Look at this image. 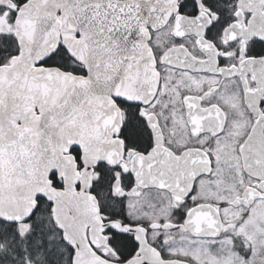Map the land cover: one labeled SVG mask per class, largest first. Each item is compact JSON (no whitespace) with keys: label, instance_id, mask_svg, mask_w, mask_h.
Wrapping results in <instances>:
<instances>
[{"label":"snow or ice","instance_id":"obj_1","mask_svg":"<svg viewBox=\"0 0 264 264\" xmlns=\"http://www.w3.org/2000/svg\"><path fill=\"white\" fill-rule=\"evenodd\" d=\"M0 264H264V0H0Z\"/></svg>","mask_w":264,"mask_h":264},{"label":"flooded vegetation","instance_id":"obj_2","mask_svg":"<svg viewBox=\"0 0 264 264\" xmlns=\"http://www.w3.org/2000/svg\"><path fill=\"white\" fill-rule=\"evenodd\" d=\"M69 160L71 159V158H68ZM90 162H94L93 160H90ZM73 167H74V165H73Z\"/></svg>","mask_w":264,"mask_h":264},{"label":"water","instance_id":"obj_3","mask_svg":"<svg viewBox=\"0 0 264 264\" xmlns=\"http://www.w3.org/2000/svg\"><path fill=\"white\" fill-rule=\"evenodd\" d=\"M90 160H93V159H90ZM94 161V160H93ZM90 162V161H89ZM39 190V189H38Z\"/></svg>","mask_w":264,"mask_h":264}]
</instances>
